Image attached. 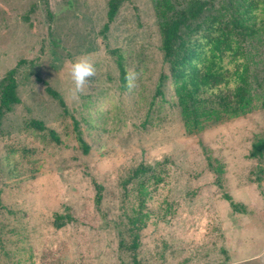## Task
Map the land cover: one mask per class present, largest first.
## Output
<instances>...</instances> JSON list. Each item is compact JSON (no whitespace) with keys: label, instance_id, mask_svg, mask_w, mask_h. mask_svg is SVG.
Returning a JSON list of instances; mask_svg holds the SVG:
<instances>
[{"label":"rangeland","instance_id":"obj_1","mask_svg":"<svg viewBox=\"0 0 264 264\" xmlns=\"http://www.w3.org/2000/svg\"><path fill=\"white\" fill-rule=\"evenodd\" d=\"M161 1L124 2L102 33L110 0H0V84L15 68L21 100L0 128V264H264V160L249 157L264 138V32L244 43V58H225L230 69L249 66V106L193 134L171 79L158 94L170 75ZM170 1L176 11L189 3ZM213 4L187 37L200 38L221 12L222 1ZM118 55L136 74L131 89ZM81 57L97 71L74 95ZM208 155L225 166L222 188ZM139 168L148 171L136 177Z\"/></svg>","mask_w":264,"mask_h":264},{"label":"trees","instance_id":"obj_2","mask_svg":"<svg viewBox=\"0 0 264 264\" xmlns=\"http://www.w3.org/2000/svg\"><path fill=\"white\" fill-rule=\"evenodd\" d=\"M127 1L130 0H110L108 22L102 33L109 31L120 7ZM221 1V12L206 18V26L201 31L200 38H189L186 31L193 22L204 18L213 7L214 0H189L188 7L180 11H176L170 0H163L156 6L163 38L162 49L165 59L170 63V75L161 76L158 94L163 95L162 87L171 79L176 87L177 105L181 109L186 128L193 134L203 132L209 123L239 117L250 104L249 66L241 63L230 69L225 65V58H244V43L264 32V1ZM117 63L125 83L128 73L121 55L117 56ZM15 76L14 68L5 75L0 84V128L5 113L11 112L21 102ZM38 81L47 85L48 94L59 100L61 107L67 111L66 103L59 93L41 78ZM30 126L41 132L47 130L45 124L37 120L31 121ZM50 136L54 142L61 143L55 131L51 130ZM78 139L84 152L89 153V147L81 135ZM249 157L261 162L264 160V138L253 144ZM208 166L217 176V185L222 188L225 166L211 155H208ZM147 171L146 168H139L135 176H143ZM263 171L260 168V172ZM97 188L96 202L101 204L103 188L100 185ZM142 189V193H145L143 184ZM224 198L236 212H245L244 207L235 203L230 195L225 194ZM2 206L0 190V207ZM58 219H63V216H58ZM68 219L71 221V216ZM138 245L135 242L133 249L136 250ZM135 264L140 263L136 261Z\"/></svg>","mask_w":264,"mask_h":264},{"label":"clouds","instance_id":"obj_3","mask_svg":"<svg viewBox=\"0 0 264 264\" xmlns=\"http://www.w3.org/2000/svg\"><path fill=\"white\" fill-rule=\"evenodd\" d=\"M96 67L93 61L87 57L78 58L71 67V77L74 82V95L82 94L86 86H90L93 78L96 76ZM135 73L126 76L127 87L129 89L135 86Z\"/></svg>","mask_w":264,"mask_h":264}]
</instances>
